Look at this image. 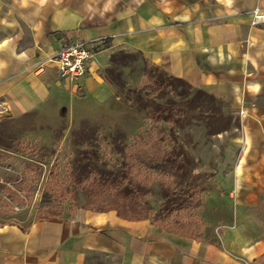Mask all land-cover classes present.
<instances>
[{"label":"crops","instance_id":"crops-1","mask_svg":"<svg viewBox=\"0 0 264 264\" xmlns=\"http://www.w3.org/2000/svg\"><path fill=\"white\" fill-rule=\"evenodd\" d=\"M255 8L264 0H0V121L134 135L139 117L106 76L114 53H138L223 100L236 119L223 185L203 201L209 236L80 208L0 221V264H264V22L252 23ZM78 40L91 56L70 80L53 57Z\"/></svg>","mask_w":264,"mask_h":264},{"label":"rangeland","instance_id":"rangeland-1","mask_svg":"<svg viewBox=\"0 0 264 264\" xmlns=\"http://www.w3.org/2000/svg\"><path fill=\"white\" fill-rule=\"evenodd\" d=\"M106 76L138 115V130H149L153 115L162 118L164 144L178 161L177 172L144 178L149 171L130 153L133 135L118 127L82 122L49 129L30 126L28 119L1 120L0 221L26 224L47 210L70 216L80 208L117 213L133 205L121 217L146 215L160 228L209 236L213 224L203 201L223 185L218 172L236 119L223 100L142 61L138 53L117 54ZM150 78L158 83L146 82ZM115 191L132 197L125 200ZM191 194L202 205L181 207ZM42 201L48 205L40 207Z\"/></svg>","mask_w":264,"mask_h":264},{"label":"trees","instance_id":"trees-1","mask_svg":"<svg viewBox=\"0 0 264 264\" xmlns=\"http://www.w3.org/2000/svg\"><path fill=\"white\" fill-rule=\"evenodd\" d=\"M117 54L111 55V60L113 61ZM162 71V70H161ZM163 72V71H162ZM171 76V75H170ZM181 80V79H180ZM184 82L183 80H181ZM150 84L156 85L158 83L157 80H147ZM162 118H160L157 114L152 116V125L149 130H138L133 135V143L129 146L130 153L132 158L138 161L141 165H143L149 172L146 173L144 178L147 175H158L161 177H168L174 175L179 169V164L177 159L171 154V152L165 146L166 137L168 136L167 129L161 123ZM103 185V184H101ZM115 195H120L123 199L128 200L129 194H120L115 191ZM194 195V194H193ZM132 203V202H130ZM132 204H135L133 202ZM194 205L196 208L200 207L201 201L194 199L191 195H188L183 201H181V207L183 206ZM48 203L46 201H42L39 203L40 207L47 206ZM137 205V203L135 204ZM133 208V205L123 207L122 209H117V214L120 216H125L123 214L124 210H130ZM49 209V207H48ZM110 207L107 208H93L92 210H109ZM54 211L47 210L46 214L40 215V217L44 216H54ZM39 218V217H38ZM129 219H141L148 218L146 215H136V216H126Z\"/></svg>","mask_w":264,"mask_h":264},{"label":"built area","instance_id":"built-area-1","mask_svg":"<svg viewBox=\"0 0 264 264\" xmlns=\"http://www.w3.org/2000/svg\"><path fill=\"white\" fill-rule=\"evenodd\" d=\"M264 22V11L255 8L252 23ZM91 56V50L86 41L78 40L61 47L53 59L57 63V69L61 77L75 80L85 72V63Z\"/></svg>","mask_w":264,"mask_h":264}]
</instances>
